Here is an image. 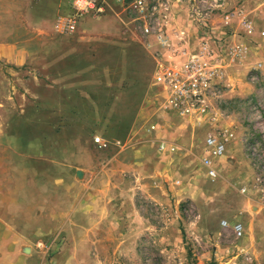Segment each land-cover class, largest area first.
<instances>
[{"label":"crops","instance_id":"obj_1","mask_svg":"<svg viewBox=\"0 0 264 264\" xmlns=\"http://www.w3.org/2000/svg\"><path fill=\"white\" fill-rule=\"evenodd\" d=\"M247 3L225 20L244 34L240 20L255 25L259 19L264 26V6ZM106 4L104 14L82 16L67 33L59 26L72 14L71 0H0V108L15 122L14 143L20 144L14 151L40 154L34 162H0L1 169H16L11 177L0 175V264H35L14 218L22 215L30 218L29 231L40 220L43 231L51 232L53 218H61L66 243L54 264H112L104 249L130 248L143 224L124 207V196L113 195L135 155L161 140L190 147L201 138L196 118L169 109L153 81L157 63L165 59L161 46L131 22L107 16L112 8ZM185 23L180 37L190 45L196 30L192 21ZM211 28L219 35L226 30L224 24ZM146 61L154 70L148 85L140 78ZM145 123L154 126L146 129L155 132L151 137ZM102 153L113 155L103 160ZM21 169L30 176L22 177ZM54 185L61 186L56 197Z\"/></svg>","mask_w":264,"mask_h":264},{"label":"rangeland","instance_id":"obj_2","mask_svg":"<svg viewBox=\"0 0 264 264\" xmlns=\"http://www.w3.org/2000/svg\"><path fill=\"white\" fill-rule=\"evenodd\" d=\"M105 1L112 8L107 16L111 13L134 24L122 8L111 0ZM159 1L169 3L165 31L175 50L181 47L176 48L180 45L176 44L177 36L184 33L180 23L190 20L196 33L190 38V45L188 40L187 44L182 42L186 53L193 54L200 44H206L213 56L222 60L218 65L224 72L223 93L211 122L196 119L201 138L195 144L185 147L172 140L179 147L175 152H160L156 147L135 155L133 167L124 172V180L118 185L120 192L114 189L113 195L124 196L128 201L124 207L135 211L143 224L132 234L130 248L104 249L105 255H110L112 264H264V37L259 34L264 26L257 19L255 25L251 24L253 33L244 34L236 23H225L246 0ZM255 1L264 6V0ZM195 3L206 17L200 24H195L191 16V5ZM222 24L225 32L215 34L211 26ZM210 30L213 35L207 39L203 31ZM232 49L237 52L230 54ZM146 62L140 78L148 85L154 70L151 62ZM137 102L135 97V109ZM14 123L12 113H4L0 108V162L38 161L37 152L14 151L20 144L14 143ZM144 125L145 135L155 134L146 131L152 124ZM215 128L226 131L230 137L225 153L216 160L218 176L211 179L201 158L205 137ZM140 143L141 139L135 148L140 149ZM111 155L102 153L103 160ZM15 170L0 168V175L6 171L11 177ZM20 171L25 173L22 177L30 176L28 169ZM48 172L54 177L62 175L61 170ZM60 187L53 186L54 197ZM74 192L71 186V197ZM14 218L22 230L23 244L32 249L35 264H54V257L66 243V234L60 232L61 218H53L51 232L43 231L45 224L40 220L36 229L29 231V217ZM223 223L228 227H223ZM235 223L244 227L241 238L231 232Z\"/></svg>","mask_w":264,"mask_h":264},{"label":"built area","instance_id":"obj_3","mask_svg":"<svg viewBox=\"0 0 264 264\" xmlns=\"http://www.w3.org/2000/svg\"><path fill=\"white\" fill-rule=\"evenodd\" d=\"M119 6L132 19L134 28L144 37H153L161 46V55L164 61L159 60L156 65L153 81L166 96V105L179 116L195 117L199 120H213L218 102L224 88V74L218 65V59L206 44H200L199 49L188 55L182 34L177 38L176 48L172 46L166 34V13L169 3L159 0H111ZM107 4L105 0H71L72 14L62 19L59 29L62 32H74L80 18L85 15L99 16L105 13ZM191 16L195 24L205 22L206 17L198 4L191 5ZM228 18V17H227ZM247 33L253 29L245 20L241 23ZM213 30L203 31L207 39L212 37ZM264 37V30L259 32ZM181 36V37H180ZM1 97V90H0ZM153 130L154 126H150ZM230 134L215 128L209 132L204 140V156L201 158L202 166L207 176L214 179L218 176L216 160L223 156ZM94 143L100 144V138H94ZM157 149L160 152H175L177 145L168 141H159ZM223 227H228L223 223ZM231 232L236 238L244 235V227L235 223Z\"/></svg>","mask_w":264,"mask_h":264}]
</instances>
